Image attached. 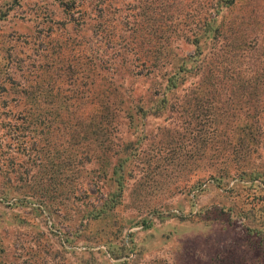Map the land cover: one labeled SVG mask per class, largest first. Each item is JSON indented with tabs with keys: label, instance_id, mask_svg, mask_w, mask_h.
Here are the masks:
<instances>
[{
	"label": "trees",
	"instance_id": "obj_1",
	"mask_svg": "<svg viewBox=\"0 0 264 264\" xmlns=\"http://www.w3.org/2000/svg\"><path fill=\"white\" fill-rule=\"evenodd\" d=\"M82 1L0 0V137L7 140L0 143V201L14 200L11 208L30 206L34 217L46 213L53 227L65 223L69 246L94 226L76 264H99L98 255L106 258L101 264H111L109 259L137 264L136 232L119 239L121 230L105 233L95 227L108 221L117 226L113 219L124 204L136 161L148 157L137 135L150 115L173 112L183 120L180 129L166 132L163 143L169 146L170 166L186 167L190 161L201 170L189 192L203 191L206 179L220 187L231 175L264 192V0L201 1L195 30L176 39L174 12L194 2H140L114 57L94 44L97 38L111 42L105 22L113 24L115 12L100 0ZM76 11L79 18L73 17ZM171 40L185 50L171 46ZM136 66L146 68L143 77L154 84L145 97L131 91L133 78H140ZM193 80L198 83L178 96ZM222 94L230 99L218 97ZM123 126L126 136L116 143L113 135ZM80 149L89 154L90 168L78 159ZM151 159L146 160L147 177L153 172ZM79 171L93 182L99 203L88 192L77 194ZM4 214L0 264L16 256L6 233L30 224L18 214L5 223ZM245 217L252 222L247 234L263 242L264 206ZM139 224L145 230L153 226L147 219L134 225ZM33 225L34 237L41 238L39 224ZM88 241L104 245L105 251H92ZM48 248L38 241L10 263L59 264Z\"/></svg>",
	"mask_w": 264,
	"mask_h": 264
},
{
	"label": "rangeland",
	"instance_id": "obj_2",
	"mask_svg": "<svg viewBox=\"0 0 264 264\" xmlns=\"http://www.w3.org/2000/svg\"><path fill=\"white\" fill-rule=\"evenodd\" d=\"M44 1H47L48 4L56 2V0ZM100 1L105 6L109 4L110 10L115 12L114 21L113 24L109 21L105 22L106 32L112 33L111 42L97 38L94 47L101 48L103 46L108 52H111L109 55L114 57L112 52L120 50L124 44L120 42V38L130 32L131 25L126 22L131 21L137 4L146 2V0H113L112 3H109V0ZM185 1L188 4L193 1L194 4L184 12L173 11L175 25L171 26L173 27L172 39H176V36L182 37L191 34L195 30L194 19L196 14L198 15V3L202 1L208 4L206 0ZM77 2L83 3L82 0H77ZM95 2L98 4L99 1H94L93 4ZM31 13L32 8L27 9L28 16ZM73 17L79 18L80 13L76 11ZM8 29L11 31L12 27L9 26ZM167 29L165 26L164 30ZM170 42L171 46L185 50L180 41L171 40ZM186 50L190 52V49ZM109 67V72L113 74V66ZM136 67L140 78H133L134 85H131V91L137 98L145 97L148 94L147 91L154 84L149 77H143L148 73L146 68ZM155 80L157 83L160 81V79ZM197 83V80L190 81L178 96H182L185 90L191 89ZM226 96L230 99V96L226 94L218 97L225 99ZM182 124L183 120L173 112H162L150 115L145 119L141 134L139 133L137 136L143 142L140 146L143 155L147 154L149 158H152L151 169L153 172L147 177L146 160L148 157L145 156L140 161L137 160L124 204L117 210L115 219H113L117 220V226L110 227L114 224L108 221L109 224L103 222L95 228L105 233L112 232L110 230H121L119 239L124 236L125 232H136V240L141 251L137 264H223L225 260L231 261L232 258L236 259L234 264L264 262V241L259 242L258 239L251 238L247 234V228L252 225V222L245 217L247 211L257 212V214L262 211L264 206L263 190H250L248 188L249 181L231 175L220 187L205 178L204 185L201 187L204 189L203 191L189 192L190 186L194 185L201 170L197 169L190 161L186 167L177 162L170 166L172 162H166V152L169 146L164 144L166 132L180 129ZM124 136L126 134L123 126L119 133L113 135V138L118 143V141L122 142ZM130 138L135 140L134 136ZM3 140L7 142L5 137L3 139L0 137V143ZM261 152L263 155L264 148ZM87 155L89 154L82 149L78 150V159L90 168L88 161L90 157ZM258 159L255 158L256 163L260 162ZM166 163L169 166H166ZM79 172L81 177L77 194L82 195L88 192L91 200L99 203L101 196H98L93 182L86 177L85 173ZM200 176L206 177L207 175ZM13 201H0V215L5 213L3 216L5 223L11 215L18 214L30 224L6 233L8 249L10 250L13 246L12 250L16 253V256L8 258L7 264H13L10 262L16 261L21 254L23 255L26 247L35 245L38 241L48 245L50 247L48 250L57 254L56 263L76 264L80 254L86 249L84 240L87 239L90 231L95 230L94 226L90 227L82 238L75 239L69 246V243L66 242L69 227L65 223L53 227V220L46 213L34 217L30 206L11 208ZM145 219L148 222H153L151 228L145 230L140 224L134 225ZM33 224H39L40 231L43 233L41 238L34 237L35 232L31 227ZM130 224L135 227L130 228ZM33 227L35 226L33 225ZM26 234L28 235L26 236ZM88 242L93 246H91L92 251H105L104 245H94L90 243L91 241ZM69 251L75 253L72 254ZM106 257L108 258V256ZM100 258L101 256L98 255L97 262L99 264H101L100 260L103 262L106 260V258ZM108 261L111 264L115 263L111 259Z\"/></svg>",
	"mask_w": 264,
	"mask_h": 264
}]
</instances>
